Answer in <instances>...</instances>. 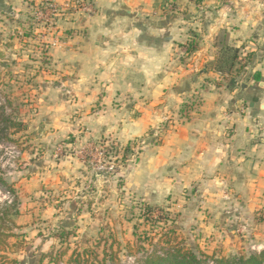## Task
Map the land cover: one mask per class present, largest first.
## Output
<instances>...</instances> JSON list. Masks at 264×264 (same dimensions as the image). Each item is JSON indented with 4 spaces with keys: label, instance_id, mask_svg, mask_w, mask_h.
<instances>
[{
    "label": "crops",
    "instance_id": "1",
    "mask_svg": "<svg viewBox=\"0 0 264 264\" xmlns=\"http://www.w3.org/2000/svg\"><path fill=\"white\" fill-rule=\"evenodd\" d=\"M91 1L94 13L67 24L70 37L58 33L54 71L43 75L38 116L48 114L33 124L43 150L21 151L9 174L22 237H44L39 227L52 224L100 233L103 221L83 215V157L53 155L78 132L81 145L142 142L130 190L156 207L181 196L171 204L181 232L232 252L263 251L264 0ZM193 41L196 73L178 63ZM236 51L235 68L220 72Z\"/></svg>",
    "mask_w": 264,
    "mask_h": 264
},
{
    "label": "rangeland",
    "instance_id": "2",
    "mask_svg": "<svg viewBox=\"0 0 264 264\" xmlns=\"http://www.w3.org/2000/svg\"><path fill=\"white\" fill-rule=\"evenodd\" d=\"M52 6L57 10L54 15H49ZM83 14L89 13L82 10L81 0H0V176L11 187L9 174L18 166L21 151L29 153L33 147L43 150L39 147L43 144L36 136L38 131L33 124L48 114V111H42L38 116L46 99L40 94V87L45 80L43 75L54 71L50 54L58 41V33L61 32L59 36L64 39L70 37L73 29L67 24H72ZM183 56L184 60L180 59L178 63L193 64L189 68L191 73L200 70L192 63V55ZM56 84L54 81L53 85ZM198 101L196 99L192 104L197 105ZM69 117L70 125L74 123L75 127L83 119L78 112ZM80 136L82 133L76 132L74 139L73 136L62 138L54 146L53 155L60 158L77 152L83 157L88 168L84 181L87 185L79 191L80 200L86 203L83 215L103 221L102 232L87 229L83 233L81 227L57 232L53 224L42 225L39 228L44 229V237L36 235L34 239L26 240L20 227L13 222L18 212L17 197V206L15 201L11 205L0 204V264H75L76 255L84 254V257L85 252H91L103 258L105 249L109 264H132L127 257H141L142 248L151 251L168 228H177L173 234L175 246L184 244L188 248H197V252L216 259L250 255L251 252H232L224 245L220 248V243L212 241V237L197 242L194 234L181 232L178 208L171 207V204L179 203L181 196L170 198V205L165 203V207L157 205V208L170 209L167 211L171 220L169 226L148 221L144 212L147 210L145 205L149 204L132 192L128 184L129 166L137 162L144 144L121 145L97 140L96 144L84 142L81 145L82 142H76ZM72 140L74 145H66ZM9 233L14 236L7 238Z\"/></svg>",
    "mask_w": 264,
    "mask_h": 264
},
{
    "label": "trees",
    "instance_id": "3",
    "mask_svg": "<svg viewBox=\"0 0 264 264\" xmlns=\"http://www.w3.org/2000/svg\"><path fill=\"white\" fill-rule=\"evenodd\" d=\"M199 0H197L198 2ZM185 50L186 56L193 55L198 50V43L193 41L187 46H183ZM184 56H182L181 61L184 60ZM238 63V54L237 51L232 53V57L229 59L228 63L224 65H220L218 68L220 72L223 70H227L230 72L233 68H235ZM255 79L258 81L259 77L256 76ZM1 134V133H0ZM0 185L12 189L11 186L7 183L5 179L0 176ZM13 190V189H12ZM15 193V192H14ZM15 204L17 206V196L15 198ZM145 218L149 221H152L154 224H164L170 225L168 210H164L161 208H157L156 206L145 205ZM164 214V215H163ZM153 219H155L153 221ZM177 228H168L165 230V234L160 235L161 240L154 245L151 251H146L142 248L143 254L141 257L137 258L135 255L128 256L127 259L131 260L132 264H210L213 262L214 264H264V250L260 253H251L249 256H239L232 258H222L216 259L210 256L201 254L197 252V248H188L181 245H173V241L176 240V236L173 235ZM14 234H7V238H12ZM163 239V240H162ZM148 241V240H147ZM151 245V240H150ZM111 248V247H110ZM113 250L112 248L110 249ZM141 250V251H142ZM107 249L104 250L103 258H100L97 255H92L91 252H85L86 258L83 255H76L77 259L75 260V264H109V256L107 255ZM90 254V255H89ZM45 258V257H44ZM82 259V261L80 260Z\"/></svg>",
    "mask_w": 264,
    "mask_h": 264
},
{
    "label": "built area",
    "instance_id": "4",
    "mask_svg": "<svg viewBox=\"0 0 264 264\" xmlns=\"http://www.w3.org/2000/svg\"><path fill=\"white\" fill-rule=\"evenodd\" d=\"M84 1H88V2L85 3ZM81 6H82L83 11L89 14L94 13V6L90 0H81ZM56 10H53V6H52L51 10H49L50 12L49 15H54L53 12H55ZM47 17H48V14H47ZM15 198H16V194L14 193L12 189L7 188V187H0V204L11 205L15 201ZM210 264H214V263L210 262Z\"/></svg>",
    "mask_w": 264,
    "mask_h": 264
}]
</instances>
